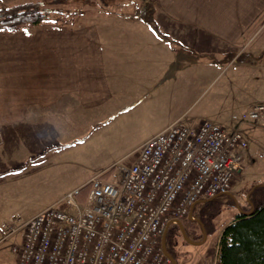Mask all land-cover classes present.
<instances>
[{"label": "crops", "instance_id": "crops-1", "mask_svg": "<svg viewBox=\"0 0 264 264\" xmlns=\"http://www.w3.org/2000/svg\"><path fill=\"white\" fill-rule=\"evenodd\" d=\"M145 1L0 0V8L50 10L35 24L0 29V149L25 156L44 146L51 128L111 118L150 95L154 103L184 101L170 106L160 130L181 117L204 118L186 114L190 86L236 61L264 0ZM146 3L154 7L151 22L141 14ZM246 42L264 71V34Z\"/></svg>", "mask_w": 264, "mask_h": 264}, {"label": "built area", "instance_id": "built-area-1", "mask_svg": "<svg viewBox=\"0 0 264 264\" xmlns=\"http://www.w3.org/2000/svg\"><path fill=\"white\" fill-rule=\"evenodd\" d=\"M183 118L145 139L129 164H118L117 180L91 177L83 201L75 188L2 226L16 264H172L162 250L166 226L198 200L229 192L248 148L244 125L263 120L264 105L233 114L228 125Z\"/></svg>", "mask_w": 264, "mask_h": 264}, {"label": "rangeland", "instance_id": "rangeland-1", "mask_svg": "<svg viewBox=\"0 0 264 264\" xmlns=\"http://www.w3.org/2000/svg\"><path fill=\"white\" fill-rule=\"evenodd\" d=\"M141 14L146 19L150 14L153 18L154 7L146 3ZM246 33L242 50L233 58L235 62L207 75L200 85L190 86L189 100H185L188 116L199 115L228 125L233 114L255 104L264 105V71L256 67L262 60L256 54L247 53L250 46L246 42L251 35L264 34V10ZM168 74L169 70L165 69L162 77ZM170 87L169 83L164 89L160 86L158 94L165 97ZM152 98L150 95L142 103H133L111 118H92L85 125L76 122V128H51L44 146L31 149L25 156L18 150L15 155L10 149H0V230L15 217L23 220L31 217L98 173L111 169L103 177L117 180L118 164H129L134 158L132 152L161 129L170 106L175 110L184 102L169 105L154 103ZM149 100L153 105L150 106ZM105 119H109L107 123ZM248 126L243 128L248 142L243 167L234 176L229 192L196 202L191 216L180 218L187 238L180 236L177 224L167 228L171 246L175 245L171 255L178 264H181L180 256L185 258V264H216V249L223 228L236 214L249 212L264 198L262 187L254 188L264 186V119L254 127ZM11 156L13 159H8ZM191 222L198 226L192 234L187 231ZM0 264H16V256L9 241L2 239L1 231Z\"/></svg>", "mask_w": 264, "mask_h": 264}, {"label": "trees", "instance_id": "trees-1", "mask_svg": "<svg viewBox=\"0 0 264 264\" xmlns=\"http://www.w3.org/2000/svg\"><path fill=\"white\" fill-rule=\"evenodd\" d=\"M48 9L10 10L8 6L0 8V29L17 30L24 25L35 24L49 17ZM147 18L151 22V14ZM55 19H64L55 16ZM111 169L103 171L106 177ZM264 186L258 185L254 188ZM87 185L79 187L78 201H83ZM212 198V197H211ZM168 250V238H165ZM217 264H264V198L247 213H238L221 231L217 245Z\"/></svg>", "mask_w": 264, "mask_h": 264}, {"label": "water", "instance_id": "water-1", "mask_svg": "<svg viewBox=\"0 0 264 264\" xmlns=\"http://www.w3.org/2000/svg\"><path fill=\"white\" fill-rule=\"evenodd\" d=\"M208 199H209V198H208ZM208 199H200V200H198V202H199V201H206V200H208ZM192 207H193V205L190 207V210H189V213H188V217L191 216ZM171 223H173V224H177V225L179 226V230H180V232H181V234H182L183 237L187 238V236H186V234H185V231H184V228H183V226H182V222H181L180 219H173V220H171V221L168 223V225L166 226V228H165V230H164V232H163V234H162V238H161V242H162V250H163L164 254H165L166 256H168V257L171 259L172 264H177L176 259H175V258H174V257H173V256L167 251V249H166V245H165V233H166V230H167L169 224H171ZM189 241H190V240H189ZM195 243H198V242H195Z\"/></svg>", "mask_w": 264, "mask_h": 264}, {"label": "flooded vegetation", "instance_id": "flooded-vegetation-1", "mask_svg": "<svg viewBox=\"0 0 264 264\" xmlns=\"http://www.w3.org/2000/svg\"><path fill=\"white\" fill-rule=\"evenodd\" d=\"M191 226L190 227H187V231H188V233H193V232H196V230H197V228H198V226H197V224L196 223H194V222H191ZM178 228H179V226H178ZM178 230V229H177ZM166 232H167V230H166ZM178 232H180L179 230H178ZM166 235H167V233H165V238H166ZM180 236H182L181 235V232H180ZM168 237V236H167ZM176 238L175 239V242L177 241V237H178V235L175 233V234H173V238ZM171 239L168 237V244H169V247L171 246ZM175 245H172L169 249H168V252L170 253V254H173L174 253V250H173V248L172 247H174Z\"/></svg>", "mask_w": 264, "mask_h": 264}]
</instances>
